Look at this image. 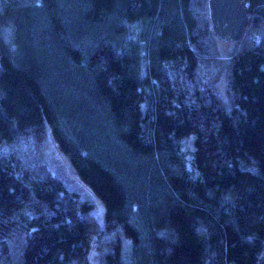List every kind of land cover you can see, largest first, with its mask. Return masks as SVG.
<instances>
[{
  "label": "trees",
  "instance_id": "obj_1",
  "mask_svg": "<svg viewBox=\"0 0 264 264\" xmlns=\"http://www.w3.org/2000/svg\"><path fill=\"white\" fill-rule=\"evenodd\" d=\"M246 1L224 43L208 0H0V264H125L123 235L132 264H264Z\"/></svg>",
  "mask_w": 264,
  "mask_h": 264
},
{
  "label": "water",
  "instance_id": "obj_2",
  "mask_svg": "<svg viewBox=\"0 0 264 264\" xmlns=\"http://www.w3.org/2000/svg\"><path fill=\"white\" fill-rule=\"evenodd\" d=\"M208 11L218 39L224 43L240 40L249 23L246 0H208Z\"/></svg>",
  "mask_w": 264,
  "mask_h": 264
},
{
  "label": "rangeland",
  "instance_id": "obj_3",
  "mask_svg": "<svg viewBox=\"0 0 264 264\" xmlns=\"http://www.w3.org/2000/svg\"><path fill=\"white\" fill-rule=\"evenodd\" d=\"M184 147H185V149L187 151H189V152L191 151L192 144H191V139L190 138H188V140L185 142ZM184 147H183V149H184ZM191 158H192V154L186 152V160L190 161ZM59 163H61V164H63L65 166L64 161L61 158H59ZM74 183L77 186H81V184L79 182H77L76 180H74ZM84 191L87 192L86 189H84ZM103 209H104L103 205L101 203H99L98 201H96V207H95L94 213H95V215L97 216V218L101 222L103 221V211H104ZM122 238H123L124 262H125V264H132V244H131V240L129 238H127L126 236H124V235L122 236Z\"/></svg>",
  "mask_w": 264,
  "mask_h": 264
}]
</instances>
